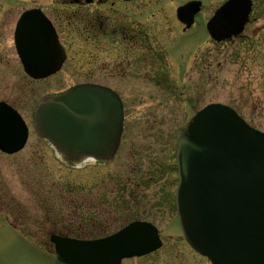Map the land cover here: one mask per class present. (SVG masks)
Returning <instances> with one entry per match:
<instances>
[{
	"label": "rangeland",
	"instance_id": "rangeland-1",
	"mask_svg": "<svg viewBox=\"0 0 264 264\" xmlns=\"http://www.w3.org/2000/svg\"><path fill=\"white\" fill-rule=\"evenodd\" d=\"M41 1L0 0V13L12 7L21 11ZM186 1H147V12L162 9L160 18L166 27V14L174 19L175 8ZM202 1L200 19L205 25L226 0ZM254 1L253 24L230 41H213L202 23L186 33L175 20L169 23L163 35L167 33L164 37L177 59L184 61L193 49L188 84L178 78L185 94L129 96L125 139L116 157L106 164L89 160L67 165L35 130L32 114L41 96L80 81L70 65L57 78L45 81H0V101L14 105L29 127L28 142L21 152L0 153V264H57L48 254L53 253L49 235L85 236L75 228L76 220L92 224L88 236L94 238L134 220L155 225L162 248L122 264H205L184 242L176 215V144L190 117L210 103L235 108L264 132V31L256 36L264 25V0ZM148 177L153 178L147 182ZM97 205H102L99 213L93 212ZM101 212L104 218L98 216ZM70 221V230H65L63 222Z\"/></svg>",
	"mask_w": 264,
	"mask_h": 264
},
{
	"label": "water",
	"instance_id": "water-1",
	"mask_svg": "<svg viewBox=\"0 0 264 264\" xmlns=\"http://www.w3.org/2000/svg\"><path fill=\"white\" fill-rule=\"evenodd\" d=\"M199 4L180 7L179 19L190 26ZM250 10V0L227 1L207 25L212 39L239 35ZM23 18L18 30L28 31L23 28L27 16ZM50 39L48 58L47 54L32 58L28 38L18 40L24 69L36 79L54 74L63 62L52 32ZM34 122L37 133L67 162L87 157L109 161L118 150L123 113L112 91L77 85L44 96L34 111ZM27 137L20 115L0 102V150L16 153ZM176 161V206L187 242L212 264H264V132L250 127L228 106L209 104L181 134ZM52 241L61 264H120L161 246L156 228L141 222L104 239L53 237Z\"/></svg>",
	"mask_w": 264,
	"mask_h": 264
},
{
	"label": "flooded vegetation",
	"instance_id": "flooded-vegetation-1",
	"mask_svg": "<svg viewBox=\"0 0 264 264\" xmlns=\"http://www.w3.org/2000/svg\"><path fill=\"white\" fill-rule=\"evenodd\" d=\"M147 1L152 0H42L41 3H33L34 6L21 11L16 7L8 8L0 13V81L3 79L45 81L64 73V68L68 64L74 78L80 80L73 85L94 84L113 90L120 97L123 106V129L117 155L130 120L128 97L184 95V90L178 85V78L184 85L188 84L189 73L194 64L192 61L194 58L190 56L193 49L181 62L171 51V45H168L164 37L167 33L164 35L163 33L169 30L166 27L172 23V20L176 21L183 33L191 30L197 20L201 21L204 2L200 0L201 10L196 15L195 23L188 28L177 18L176 9L174 19L166 14L165 19L168 24L162 27V18H160L162 9L147 12ZM251 1L253 12L255 1ZM135 2L138 3L132 7V3ZM26 12H30L29 23L25 25L29 34L25 35L23 32L18 34V22ZM251 14L246 27L254 22ZM262 16L264 17V13ZM148 19L153 23H147ZM51 28L56 35L59 52L64 55V61L60 70L54 75L35 80L24 71L16 43L18 38L29 36L32 42L38 41L42 44L40 49L32 48L31 57L41 55L45 58L46 54L49 57L48 41L51 40ZM262 31L264 25L256 36ZM177 35L182 36L181 33H176L175 36ZM189 58H192L191 62ZM152 178L148 177L146 181L149 182L148 180ZM100 207L102 205L94 206L93 212L99 213ZM79 215L81 216V213L78 217ZM98 216L105 217L103 212ZM72 221L63 222L65 230H70L69 224ZM75 224L77 226L75 227L74 224L73 226L85 236L74 237L69 234L52 233L49 235V240L53 235L95 239L88 236L89 232L92 233L88 229L93 227L92 224L83 225L82 220H76Z\"/></svg>",
	"mask_w": 264,
	"mask_h": 264
}]
</instances>
